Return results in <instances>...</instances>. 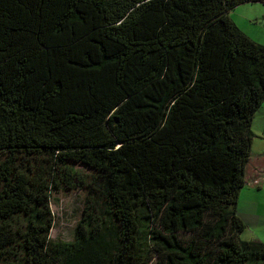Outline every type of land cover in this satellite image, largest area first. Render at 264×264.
Here are the masks:
<instances>
[{"label":"trees","instance_id":"trees-1","mask_svg":"<svg viewBox=\"0 0 264 264\" xmlns=\"http://www.w3.org/2000/svg\"><path fill=\"white\" fill-rule=\"evenodd\" d=\"M252 2L0 0V264H264L237 212L264 44L229 13Z\"/></svg>","mask_w":264,"mask_h":264},{"label":"rangeland","instance_id":"rangeland-1","mask_svg":"<svg viewBox=\"0 0 264 264\" xmlns=\"http://www.w3.org/2000/svg\"><path fill=\"white\" fill-rule=\"evenodd\" d=\"M229 15L245 34L264 44V4L244 3L232 9ZM252 129L255 139L252 145L249 176L256 160L260 167L264 168V101L253 116ZM249 187L243 186L238 198L237 212L246 225L240 233V238L264 242V188L259 190L258 187H252L254 190H251ZM83 195L81 191L74 190L52 194L50 205L54 215V224L50 230L52 238L68 240L72 237L74 226L79 221L84 207Z\"/></svg>","mask_w":264,"mask_h":264},{"label":"crops","instance_id":"crops-1","mask_svg":"<svg viewBox=\"0 0 264 264\" xmlns=\"http://www.w3.org/2000/svg\"><path fill=\"white\" fill-rule=\"evenodd\" d=\"M246 6H249V5H246ZM244 8H249V7H244ZM250 164L251 163L249 161L248 169H247L248 182H247L246 186H250L249 188H251V190H254V189H252V187H258V189L260 190V189L264 188L263 187V185H264V168L262 169V167H260V165L257 163V160H256L255 163L253 164V168H252L253 171L251 172V175L249 176ZM259 177L261 179H259Z\"/></svg>","mask_w":264,"mask_h":264}]
</instances>
